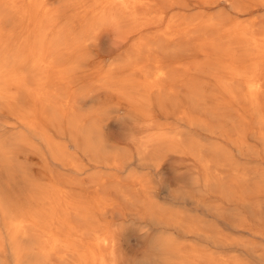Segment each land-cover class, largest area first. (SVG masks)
I'll use <instances>...</instances> for the list:
<instances>
[{"label": "bare ground", "instance_id": "obj_1", "mask_svg": "<svg viewBox=\"0 0 264 264\" xmlns=\"http://www.w3.org/2000/svg\"><path fill=\"white\" fill-rule=\"evenodd\" d=\"M0 47L15 89L41 67L11 126L47 170L42 205L7 213L0 140V255L264 264V0H0Z\"/></svg>", "mask_w": 264, "mask_h": 264}, {"label": "rangeland", "instance_id": "obj_2", "mask_svg": "<svg viewBox=\"0 0 264 264\" xmlns=\"http://www.w3.org/2000/svg\"><path fill=\"white\" fill-rule=\"evenodd\" d=\"M5 19L6 25L12 27V22L9 17H6ZM6 52L8 51H5L0 47V140H9L8 142L11 144L10 156L12 166L10 168V181L6 194L9 200H7L8 203L5 204V210L7 213L16 214L41 206L45 197L43 177L46 175L47 170L41 160V151L39 150L33 136L27 132H17L12 129L11 126L14 119L21 118L27 113L26 98L28 100H33L36 94L35 85L43 74L40 66L30 62L28 67L29 88L21 90L17 88L15 89L12 86L13 84L10 85L8 83L7 79H10L12 75H19L18 70L21 63L17 58H12L11 60V58L6 55ZM64 95L65 91L60 90L59 103L62 101ZM205 108V106L199 107V109L197 108V111L204 112L203 109ZM115 125L116 124L112 127L114 130L117 129V126ZM17 137L23 142L29 141L34 145L31 147L16 145L15 141L19 140ZM23 139L26 140L24 141ZM231 164H233V162ZM252 185V187L256 189L260 186H264V183L260 180V177H257ZM212 192L222 195V192L218 189H213ZM227 194L228 193H224L225 197ZM192 214L194 218H198L200 215L209 225H215L213 224L214 217H208L206 213H204L205 216H203L200 212L193 209ZM226 233L228 232H223L224 235H226ZM32 242L34 243L36 240L34 239ZM253 249L258 250L259 248L258 246H255L254 248L251 247V250ZM32 257L30 258V261L35 263L36 258ZM0 264H13V262L8 255H0Z\"/></svg>", "mask_w": 264, "mask_h": 264}]
</instances>
